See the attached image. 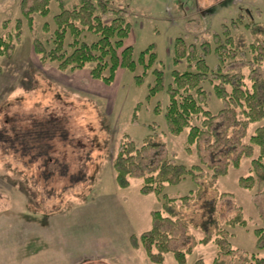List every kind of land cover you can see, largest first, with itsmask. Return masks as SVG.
<instances>
[{
    "label": "rangeland",
    "instance_id": "rangeland-1",
    "mask_svg": "<svg viewBox=\"0 0 264 264\" xmlns=\"http://www.w3.org/2000/svg\"><path fill=\"white\" fill-rule=\"evenodd\" d=\"M20 1L0 0V37L13 29L16 18H21ZM107 1L111 8L121 9L130 24L125 45L133 47L135 58L153 44L158 65L164 70L165 86L172 80L175 39L194 45L199 52L201 45L208 43L205 61L213 74L218 69L214 36L225 40V30L236 38L239 34L246 37L243 50L226 65L244 63L246 77L254 68L264 74V60L254 63L257 53L249 48L252 39L248 31V26L264 25V0ZM59 2L70 8L78 0ZM59 2L51 3L47 17L34 16L31 28L22 20L21 37L11 56H0V264H151L142 251L131 247L130 237L150 228V214L161 210L162 197L141 194V181H132L126 189L116 185L112 159L121 138L128 135L140 144L145 136L156 134L174 162L188 169L200 166L208 176L211 171L195 151H184L185 133H167L162 113L154 112L158 107L159 111L164 109L167 94L163 91L148 98L154 77L149 74L141 84L136 83L134 75L140 74L141 68L134 72L120 68L113 83L105 85L90 77L92 65L60 72L55 63H40L33 51V38L46 39L44 23L54 28L52 17L60 10ZM91 38L84 37L87 41ZM185 66L182 61L177 69L182 71ZM210 79L201 85L206 95L203 107L217 114L223 104L215 96ZM49 118L61 120L59 128L67 136L64 141L52 138L54 151L50 156L56 162L46 165L44 158L37 157V144L27 136L16 139L15 132ZM193 123L198 121L193 119ZM255 127L252 125L248 134ZM22 143L28 154L24 158L16 153ZM256 156L257 150L252 158ZM252 158L243 159L239 167H230L217 179L216 187L231 194L218 205L221 218L240 208L247 220L246 227H225L233 235L232 246L256 253L254 231L264 229L258 210L259 206L264 212V178L250 190L240 188L237 182L249 174ZM63 166L67 167L65 173ZM81 167L86 168V177L96 172L92 184L88 186L87 180L86 184L70 185L69 179ZM194 189L186 177L178 185L166 187L164 194L177 197ZM59 206L63 210L52 214ZM193 233L200 236L197 231ZM215 253L213 245H199L187 257V264H195L199 258L211 264ZM165 263L177 264L171 254L165 255Z\"/></svg>",
    "mask_w": 264,
    "mask_h": 264
},
{
    "label": "trees",
    "instance_id": "trees-1",
    "mask_svg": "<svg viewBox=\"0 0 264 264\" xmlns=\"http://www.w3.org/2000/svg\"><path fill=\"white\" fill-rule=\"evenodd\" d=\"M54 1L60 0L20 1L21 18H16L13 29L0 37V56H11L21 37L22 20L29 28L33 27L34 16L47 17ZM59 6V12L52 17L54 28L51 30L48 23L42 26V31L48 33L46 39L33 38V51L40 63H55L60 72L82 70L92 65L90 77L105 85L113 83L120 68L129 72L141 68L140 74L134 75L136 83L141 84L149 74L154 77L147 97L152 98L163 91L167 94L164 109H154L155 113H162L167 133L172 136L185 133L184 151L187 154L195 151L200 162L211 171L208 176L200 166L188 169L174 162L166 153V144L156 134L145 136L140 144L124 135L112 159L116 185L126 189L132 181H141V194L162 197L161 210L150 214V228L137 236L132 235L131 247L142 251L151 264H166L165 255L168 254L177 264H187V257L199 245L215 247L211 264H264V229L254 231L256 253L235 248L231 244L233 235L226 228L246 227L247 220L240 208L234 209L233 215L227 218H221L218 210L222 199L231 194L218 190L217 179L230 167H239L243 159L252 158L255 150L257 156L250 161L249 174L239 177L237 182L240 188L250 190L264 178V74L254 68L246 77L242 72L244 63L226 65L227 60L234 59L237 51L245 47L244 34L236 38L225 30V40L214 36L218 69L213 74L205 61L210 50L208 43L201 45L202 52H199L194 45H187L181 38L175 39L172 80L165 86L164 70L158 65L153 44L137 58L133 47L125 45L130 24L121 9L111 8L107 0H78L70 8L59 2ZM248 31L252 39L249 48L257 53L254 63L258 65L264 60V25L248 26ZM86 35H92L93 39L85 40ZM182 61L186 66L180 71L177 67ZM210 77L214 94L223 104L217 114L203 107L206 95L201 85ZM193 119L198 121L197 125ZM60 124L61 120L55 118L36 121L28 130L16 131V139L25 140L27 136L37 144L34 145L38 148L37 157L44 158L46 165L55 164L50 156L54 151L50 141L59 137L64 141L67 136L66 131L62 134ZM252 125L256 127L248 134ZM57 132H60L59 136ZM247 136L248 142L244 143ZM19 145L16 153L22 158L28 156L22 147L24 143ZM63 168L65 173L67 167ZM86 174V168L81 167L68 183L82 184L88 180L90 186L96 172L88 177ZM42 176L46 178L44 173ZM186 177L194 183V190L177 197L164 194L166 187L176 186ZM32 190L36 191V188L32 187ZM62 210L59 206L51 213ZM258 210L264 221V212L259 206ZM193 231L199 232L200 236L197 238ZM195 264L206 262L199 258Z\"/></svg>",
    "mask_w": 264,
    "mask_h": 264
}]
</instances>
